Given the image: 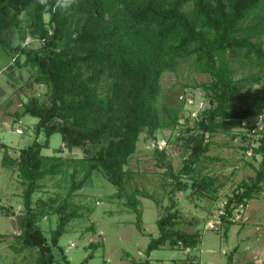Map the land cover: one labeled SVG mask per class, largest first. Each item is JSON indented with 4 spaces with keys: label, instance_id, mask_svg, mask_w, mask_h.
<instances>
[{
    "label": "trees",
    "instance_id": "16d2710c",
    "mask_svg": "<svg viewBox=\"0 0 264 264\" xmlns=\"http://www.w3.org/2000/svg\"><path fill=\"white\" fill-rule=\"evenodd\" d=\"M29 1L33 0H0L3 46L9 44L1 37L3 29L20 27L21 13ZM35 4L31 32L39 35L42 46L34 48L22 38L11 49L17 62L23 56L22 65L37 68L36 82L49 86L51 104L31 97L21 113L15 112V120L27 114L37 117V134L44 132L46 138L44 141L35 138L29 146L21 148L18 158L10 154L8 144L0 142L4 149L2 166L17 169L24 187L20 213L23 231L16 235L22 245L16 250L34 248L38 253L37 264H57V251L63 258L59 264H71L60 238L70 221L81 213L76 209L68 211L70 202L64 198L54 210L60 220L48 239L40 219L48 215L51 204L38 205L33 198L43 179L61 173L68 161L59 152L43 153L55 133H60L71 149L90 142L99 145L93 156L72 160L81 163V169L88 159L90 164L80 180L76 178L75 168L68 195L85 186L93 171L100 169L117 188L114 196L128 197V207L137 214L136 226L144 232L137 195L156 203L159 200L137 188L131 194L127 191L126 182L132 173L125 165L136 150L141 132L147 131L155 138L158 129L178 126V109L158 107L161 78L194 53L200 67L214 77L206 87L210 91V106L198 113L193 131L183 138L190 153L177 173L170 162L165 163L166 151L155 149L159 163L167 164L166 171L175 188L169 191L171 204L157 219L159 233L151 236L146 258L132 260V264H151V253L160 248H196L202 234L198 229L186 231L177 227L181 214L173 210L177 202L172 195L187 187L183 176L191 174L194 165L206 156L212 135L219 131L238 133L242 120L264 116V85L256 89L250 86L262 82L261 74L234 80L226 58L227 51H233L248 63L264 66V0H78V6L66 15L43 11L37 0ZM45 13L50 14L49 27L45 26ZM247 19L250 22L243 28L242 23ZM253 136L258 138L243 148L254 150L262 160L252 181H243L227 198L221 215L225 235L235 224L234 210L248 205L264 186V130H257ZM253 142L258 145L254 146ZM190 179L195 193L214 191V176L191 174ZM1 207L7 214L14 211ZM93 255L90 253L81 264ZM172 264L183 263L176 260Z\"/></svg>",
    "mask_w": 264,
    "mask_h": 264
},
{
    "label": "rangeland",
    "instance_id": "374dc122",
    "mask_svg": "<svg viewBox=\"0 0 264 264\" xmlns=\"http://www.w3.org/2000/svg\"><path fill=\"white\" fill-rule=\"evenodd\" d=\"M35 7V0L29 1L21 13L20 27L3 29L1 35L11 46L0 43V140L11 144L9 152L15 158H18L21 148L29 146L35 138L40 141L46 138L44 132L37 134V117L27 114L20 119L22 121H16L15 112L21 113L31 97L37 98L40 103L51 104L49 86L36 82L37 68L22 65L25 60L23 56L17 62L11 49L16 45L14 41L20 43L22 38L25 44L34 48L42 46L43 41L39 35L34 36L31 32ZM44 22L49 27V13L44 14ZM249 22V19L244 21L242 27L245 28ZM226 58L234 80L261 74L262 82L250 86L256 89L264 85V66L248 63L242 55L233 51H227ZM196 59L197 54L194 53L180 60L174 70L166 71L161 78L158 107L160 110L163 105L178 109V126L158 129L155 138L150 137L147 131L141 132L136 150L125 165V169L132 173L131 179L126 182L127 191L131 194L137 188L153 194L159 200L156 203L141 194L137 195L144 232L136 226L137 214L128 207V197L114 196L117 188L100 169L93 171L91 180L85 186L68 195L75 168L76 178L80 180L90 164L88 159L81 169V163L72 160L93 156L99 145L90 142L71 149L62 140L60 133L50 138V146L43 153L52 155L59 152L68 161L61 173L47 175L43 179L42 187L34 193L33 198L38 205L43 202L51 204L48 215L40 219V226L48 239L60 220L54 210L64 198L70 202L68 211L76 209L81 213L80 217L70 221L60 238V244L71 264H81L90 253L94 255L85 264H132V260L146 258L145 250L151 236L159 233L157 219L165 214L166 207L171 204L169 191L175 188L165 163L170 162L175 173L184 166L190 150L184 145L183 138L193 131L194 118L198 113L210 106V91L206 87L214 77L209 71H204ZM7 115H10L8 126L2 121ZM253 123L254 119L250 126ZM250 126L247 129L239 128L235 134L219 131L212 135L209 138L210 150L192 168L191 174L196 177L208 174L216 178L214 191L202 195L195 193L191 186V174H187L182 180L187 187L172 195L177 202L173 210L177 209L181 214L177 227L186 231L198 229L202 234L200 244L189 255L169 246L154 250L150 256L151 264H172L176 260H182L184 264L195 257V264H226L229 261L228 254L231 253L229 251L227 254L226 248L231 246L233 249L236 245L239 248L232 255V263L264 264V186L248 205L234 210L235 224L230 227L227 235L221 227V211H224L227 198L243 181H252L262 160L261 155L254 150L245 151L243 148L258 138L249 134ZM18 128L22 130L21 133L16 131ZM156 148L167 153L164 165L159 163ZM3 152L4 149L0 147V264H37L38 253L34 248L16 250L22 245L16 235L23 231L20 213L23 211L24 187L17 169L2 166ZM2 205L13 208L12 214H7ZM218 220L220 223L217 227L211 228L210 224ZM92 226L94 229H91ZM56 255L59 264L63 258L57 251Z\"/></svg>",
    "mask_w": 264,
    "mask_h": 264
},
{
    "label": "clouds",
    "instance_id": "9594fccd",
    "mask_svg": "<svg viewBox=\"0 0 264 264\" xmlns=\"http://www.w3.org/2000/svg\"><path fill=\"white\" fill-rule=\"evenodd\" d=\"M41 9L45 12H57L60 14H70L78 6V0H37ZM19 41H14L18 44Z\"/></svg>",
    "mask_w": 264,
    "mask_h": 264
},
{
    "label": "built area",
    "instance_id": "2783aa9c",
    "mask_svg": "<svg viewBox=\"0 0 264 264\" xmlns=\"http://www.w3.org/2000/svg\"><path fill=\"white\" fill-rule=\"evenodd\" d=\"M252 119H254V123L250 126V122L252 121ZM263 120H264V116L263 115L249 117L247 119L242 120L241 128L242 129H247V127L250 126V128H249L250 133L249 134L254 135L257 130H264V121ZM16 131L19 132V133L22 132V130L20 128L16 129ZM257 144L258 143H256V142L253 143L254 146H257ZM250 150L252 151V149H250ZM248 153L251 154L250 151ZM223 212L224 211H221V213H223ZM219 223H220V220L212 222L210 224V227L211 228H216Z\"/></svg>",
    "mask_w": 264,
    "mask_h": 264
},
{
    "label": "crops",
    "instance_id": "0c3cea01",
    "mask_svg": "<svg viewBox=\"0 0 264 264\" xmlns=\"http://www.w3.org/2000/svg\"><path fill=\"white\" fill-rule=\"evenodd\" d=\"M9 118H10V115H9V116L7 115L6 117H4V119H2V121L5 123L4 125H6V126L9 125V123H10V119H9ZM14 119H15V118H14ZM14 119H13V120H14ZM20 121H22V120H20ZM16 124H17V122H16ZM0 142H4V141H3V140H0ZM4 143H6V142H4ZM6 144H8V143H6ZM8 145L10 146L11 144H8ZM0 147H1V146H0ZM10 218H12V217H10ZM229 230H230V229H229ZM228 232H229V231H228ZM227 234H228V233H227ZM238 248H239V245L234 246L233 249H232L231 246H229V247L226 248V250H227L226 253H227V254H228L229 251H231V253L228 254V256H229V261H227L226 264H235V263H232V262H231V259H232V255H233V253H234L236 250H238ZM183 251H184V252H187L186 254L189 255V253L192 251V249H186V250H183ZM191 260L194 262V264H195V262H197L196 257H195L194 259H193V258L189 259L188 262L191 261ZM151 262H152V259H151ZM179 262L181 263L182 260H179Z\"/></svg>",
    "mask_w": 264,
    "mask_h": 264
}]
</instances>
